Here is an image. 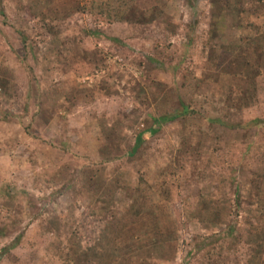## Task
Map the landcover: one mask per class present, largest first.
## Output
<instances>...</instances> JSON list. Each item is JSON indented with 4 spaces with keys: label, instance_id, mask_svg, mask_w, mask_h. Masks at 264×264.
<instances>
[{
    "label": "rangeland",
    "instance_id": "rangeland-1",
    "mask_svg": "<svg viewBox=\"0 0 264 264\" xmlns=\"http://www.w3.org/2000/svg\"><path fill=\"white\" fill-rule=\"evenodd\" d=\"M121 2L0 0V264H264V0Z\"/></svg>",
    "mask_w": 264,
    "mask_h": 264
},
{
    "label": "trees",
    "instance_id": "trees-1",
    "mask_svg": "<svg viewBox=\"0 0 264 264\" xmlns=\"http://www.w3.org/2000/svg\"><path fill=\"white\" fill-rule=\"evenodd\" d=\"M120 2H121V0H120ZM108 13H110V10H108ZM24 42H26V41L24 40ZM27 50H28L27 45H25V51H27ZM194 95H195V90H194V92H192V99L191 100H194L193 99ZM246 102L247 101L244 102V104L242 105V108L246 107V104H245ZM232 107L233 106H231L230 109L234 110ZM239 111H240V109L237 111H234V112H239ZM197 116L198 117H202V116L208 117L209 115L203 114L202 105H200V107H197V106L193 105V102H191L190 105L188 104V105L184 106L183 110L178 112V113L173 114L171 112V110H168L165 113V115L160 116V117L156 118L155 120H153L154 123L151 125L150 129L148 128L145 131H142L138 135L136 145L132 150L133 153L136 152L144 144V142L149 140L153 135H156L157 133L161 132V130L163 129L165 124H168L171 121H177L181 117H182L181 119H185L186 121H189V120H191L192 117L195 118ZM192 120H194V119H192ZM208 120H209L208 122L210 125L218 124L221 127L225 128V123L222 121V119L219 117V115H217L216 117H214L211 120L208 118ZM255 127L264 128V119L253 120L251 125L249 124L248 126H245V128L247 130L253 129ZM75 159L78 160V162H79L78 164L80 166L81 172H83L84 169L95 168V167L100 166L103 163H105V162H102V160L100 158H97L95 161H89V162H87V164H84L82 162V158L75 156ZM90 200L92 201V202L90 201V203H89L90 207L92 208V214L96 215L95 213H97V212H96L95 207H94L96 200H93V197H90ZM106 226H107L108 230H114L117 232H122L123 229H125V227H126V222L123 220H120V219H117V220H115V219L111 220L110 219L107 222ZM99 264H104V263L100 261Z\"/></svg>",
    "mask_w": 264,
    "mask_h": 264
}]
</instances>
